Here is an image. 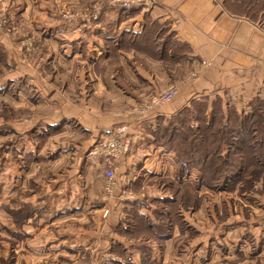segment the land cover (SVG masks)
<instances>
[{
    "label": "crops",
    "instance_id": "0c3cea01",
    "mask_svg": "<svg viewBox=\"0 0 264 264\" xmlns=\"http://www.w3.org/2000/svg\"><path fill=\"white\" fill-rule=\"evenodd\" d=\"M100 1L0 0V9L13 14L20 28L43 35V48L35 60H51L50 70L43 73L47 80L40 79L38 69L11 78L18 88L16 102L23 101L25 88L51 95L50 102L58 112L52 117L50 113L47 126L61 124V133H67L71 130L67 126L75 122L79 126L76 134L86 133L91 138L85 143H95L115 126L125 125L133 143L132 160L120 162L117 181L130 191L126 206L136 204L138 212L144 214L141 208L145 205L150 209L145 215L154 219L152 210L158 205L166 207L173 199L169 193L173 183L190 181L193 172L188 169L180 174L176 153L157 145L151 131L159 123L167 124L194 99L205 97L211 104L219 97L224 110L234 107L243 109L241 113L264 102V0L262 8L260 0H252L250 17L243 12L240 0H156L148 10L105 6L97 23L87 21L81 27L86 20L83 13ZM68 8L77 15L63 17ZM6 43L11 42L0 36V45L5 47ZM104 46L108 50L100 56ZM87 61L90 63L85 67ZM54 62L59 68L52 67ZM101 62H106L102 69ZM23 80L26 85H20ZM170 85H179L178 95L171 102L145 115L134 111L140 101ZM28 143L33 145L31 137ZM60 147L47 152L55 153V162L67 161L63 166H0V264H21L23 257L33 263L45 260L64 264L73 260L68 255L86 250L91 256L85 260L81 255L73 263L90 259L93 263L94 253L99 252L98 229L70 227L69 232L68 222H77L81 229L84 221L100 219L102 187L95 179L102 177V166L87 155L83 158ZM135 148L144 149L145 155ZM91 161L100 175L92 170ZM143 200L151 203L144 204ZM109 203L103 204V210L110 207L114 212V204ZM251 233L254 238H263L253 240L255 249L264 245V230ZM178 235L174 229L165 245L156 246V261L165 262ZM220 237L227 243L230 236L226 239L221 232ZM231 243L237 252L248 244L242 238ZM221 246L223 250L230 247ZM194 247L187 263L183 256L174 255L170 260L198 264L195 260L200 250ZM261 251L249 257L251 263L260 260ZM106 257L111 258L109 252ZM207 261L204 257L201 264Z\"/></svg>",
    "mask_w": 264,
    "mask_h": 264
},
{
    "label": "rangeland",
    "instance_id": "374dc122",
    "mask_svg": "<svg viewBox=\"0 0 264 264\" xmlns=\"http://www.w3.org/2000/svg\"><path fill=\"white\" fill-rule=\"evenodd\" d=\"M100 4L102 9L108 6V3L104 0H101ZM93 6L96 5L90 7ZM66 13L68 17L77 15L69 8L63 13V17ZM19 31L22 34H19ZM33 32V30L27 28H20V24H18L13 14L0 9V36L11 42L6 43L5 47L0 45V166L5 164L27 166L30 163H38L40 166L51 164H61L63 166L65 162L67 164V161H53L55 153L53 152L54 154L50 155L47 150L51 149L54 151L61 146L60 148H68L71 152H78L84 158L95 144L92 141L85 143V140H91L88 134H82V132H80L81 134H76L75 131H77L79 126L75 122L67 126L71 128L67 133H61V124L47 126L50 116H56L58 112V108L53 107V101L50 102L51 95L34 93L32 90L27 92L28 89L25 88L21 94L23 101L20 103L16 102L18 101L16 99L18 88H15V84L11 80L14 75L38 69L42 74L40 79L44 81L47 80L43 77L44 69L50 70L51 60H35V55L41 52L43 48V35H36ZM104 48L100 56L108 50L107 46H104ZM89 55H91V51H89ZM87 63L90 62H85V67ZM104 63L106 62H101L100 64L99 67L101 69L104 67ZM55 65L59 68L56 62L52 63L53 68H55ZM22 84L26 85L27 83L23 80L20 81V85ZM86 92L89 94L88 91ZM56 94L59 95V93ZM28 95L30 98H28ZM212 98L214 97L212 96ZM237 111L241 113L243 109H237ZM244 112L246 113L248 110ZM42 126H45V128H42ZM12 128H15V131ZM30 137L35 147L28 143ZM80 141H83V143L79 144L76 149L75 146ZM70 146L72 147L70 148ZM44 151L47 153H44ZM23 152L25 153L23 154ZM175 159L177 160L176 157ZM89 164H91L94 171L96 163L91 161ZM180 164L187 171V164L183 162ZM257 164L251 167L243 166V169H241L243 171L236 183L229 184L227 187L221 189L205 186L198 179L197 169L190 168V171L193 172L190 181L185 179L175 190H169V193L177 200V205L175 206L177 208L173 211L175 216L172 215V211L168 205L166 207L158 205L156 208L165 209L167 212L164 217L166 219V228L170 229V233L172 230L177 229L179 235L174 237L175 242L172 245L175 246H173V252L169 253L165 262L162 260L156 261L159 258L156 249L158 246L160 248L165 245L167 239L164 242H159L155 236L153 237V234L143 230L140 231L136 225L131 232L132 234H127L126 230L131 224L129 223V226V218L126 216L124 209L128 208L126 205L130 201L126 202L120 199L119 195L105 197L104 179L98 177L99 179L95 180L98 183L100 180L98 185L100 188L102 187V195H100V219L84 221L81 229H79L77 222H68L69 232L72 230L70 227L85 231L93 229L94 232L98 229L100 232L99 252L94 253L93 263L90 259V262L83 261L81 264H177V262L170 260L174 255L178 257L183 256L184 262L187 263L186 260L194 246L200 250L199 259L195 260L198 264H201V260L204 257L208 260L207 264H264V245L261 246L259 244L255 249L253 243L254 239L263 240V238H254L251 233V231L264 230V163L260 161ZM97 174L100 175L98 172ZM115 198V204L111 203V200ZM107 200H109L110 206L114 204V212L108 206H106L108 208L105 207L106 209L103 210V204L106 205ZM148 201L151 203L150 200H143V203L146 204ZM147 209L148 207L144 205L141 208V212L148 214L150 209H148V212ZM174 218L179 220L177 221L178 223L172 221ZM148 223L152 224L151 222ZM151 227V232L155 233V227ZM130 231L131 227L127 232ZM221 232H223L226 239L230 236L227 243L222 240L223 236L222 238L220 237ZM240 234L243 237H240ZM241 238L245 239L248 244L244 247V251L237 252L231 242L241 241ZM221 245H229L230 247L223 250ZM247 247L249 249L246 251ZM251 247L253 249H250ZM209 248L217 253L212 254ZM262 249L263 251L258 255L260 260L257 263H251L249 257ZM223 251H225L224 254ZM108 252L111 258L106 257ZM250 252L253 254H250ZM210 253L213 256H210ZM81 255L85 260L91 256L87 250L80 254H71L67 257L73 260L65 261L64 264H79L73 262L77 258L79 260ZM178 257H174V259ZM21 260V264L50 263L44 262L45 260L33 263L31 260L26 261L24 257ZM55 263L59 264V262H52V264ZM181 264H183L182 261Z\"/></svg>",
    "mask_w": 264,
    "mask_h": 264
},
{
    "label": "trees",
    "instance_id": "16d2710c",
    "mask_svg": "<svg viewBox=\"0 0 264 264\" xmlns=\"http://www.w3.org/2000/svg\"><path fill=\"white\" fill-rule=\"evenodd\" d=\"M240 5L250 17L252 0H240ZM262 6L263 0H260L259 8ZM151 133L157 145L176 153L179 163L187 164L188 169H197L198 179L205 186L225 188L236 183L243 166L264 163V102L246 113H239L233 107L224 110L219 97L211 104L205 97L194 99L188 107L174 114L167 124L159 123ZM179 167V173L184 174L186 170L182 164ZM181 183H173L170 190H175ZM167 205L174 215L177 200L173 198ZM124 210L129 218L128 224H131V231L127 232L129 227L127 234H132L136 225L140 231L153 234L159 242L170 236V229L165 224V209L154 208V219H149L152 221L138 212L136 204ZM172 221L178 223L179 220L174 218ZM151 226L155 227V233L151 232Z\"/></svg>",
    "mask_w": 264,
    "mask_h": 264
},
{
    "label": "built area",
    "instance_id": "2783aa9c",
    "mask_svg": "<svg viewBox=\"0 0 264 264\" xmlns=\"http://www.w3.org/2000/svg\"><path fill=\"white\" fill-rule=\"evenodd\" d=\"M108 6L118 7L122 10H132L138 8L140 10H148L156 4V0H104ZM88 13H83L86 19L84 27L88 22L97 23L101 17V4L91 7ZM67 15V13L65 14ZM99 26V24L97 25ZM178 86L170 85L166 89L156 92L148 96L145 100L138 103L134 111L139 115H145L152 111L155 107L167 104L178 94ZM127 127L125 125H117L110 132L98 139L88 151L87 156L99 162L102 166V178L104 179V195L105 197L117 196L120 199L128 201L131 198L130 191L119 186L117 181V172L122 160H132V140L126 134ZM134 151L141 155H145L142 148H135ZM118 192L116 193V191Z\"/></svg>",
    "mask_w": 264,
    "mask_h": 264
}]
</instances>
